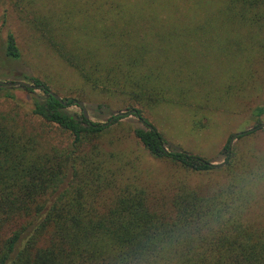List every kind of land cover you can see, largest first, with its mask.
<instances>
[{
    "label": "trees",
    "instance_id": "obj_1",
    "mask_svg": "<svg viewBox=\"0 0 264 264\" xmlns=\"http://www.w3.org/2000/svg\"><path fill=\"white\" fill-rule=\"evenodd\" d=\"M14 3L79 84L63 105L49 82L27 78L24 115L13 88L0 84L13 104L0 109V264H264V156L227 142L215 166L168 149L147 119L182 106L198 130L216 112L206 104L211 92L177 87L173 42L234 44L219 53L239 58L235 76L249 88L264 64V0L212 9L206 0H64L61 13L37 0ZM5 52L19 58L12 34ZM75 99L126 112L91 122L68 110ZM263 114L264 106L252 112ZM128 115L144 127L123 122Z\"/></svg>",
    "mask_w": 264,
    "mask_h": 264
},
{
    "label": "rangeland",
    "instance_id": "obj_2",
    "mask_svg": "<svg viewBox=\"0 0 264 264\" xmlns=\"http://www.w3.org/2000/svg\"><path fill=\"white\" fill-rule=\"evenodd\" d=\"M37 1L41 5H54L60 13L63 10L64 0ZM219 1L206 0V9H212V6ZM8 34L14 37L19 51L18 59H12L6 55ZM226 43L191 41L180 44L173 42L169 45L175 50L169 51V55L175 60L173 66L179 78L177 87L187 91L204 90L205 95L206 92H211V95L207 96L206 104H215L216 112L210 115V121L206 127L194 129L193 122L197 120V118L194 119L195 114L182 106H160L147 117L148 122L162 134L168 149L179 150L213 164L224 161V146L234 135L264 124V114L259 118L252 115L256 107L264 106V64L254 66L252 80L244 85L249 88L242 90L240 81H237L235 76L236 65H240L239 58L234 60L228 57L224 60L219 53L223 46L234 50V44ZM29 77L49 82L51 92L62 99L75 98L69 91L79 84L74 72L60 63L37 38L27 25L26 12L22 11L21 6L17 7L14 0H0V81L27 82L26 79ZM12 88V93L17 99L16 103L21 106L20 114H27L31 109V95L19 86ZM218 91L223 94L228 93L223 103V100H216L224 97L217 94ZM234 91V94H230ZM1 95L2 93L0 109H10L13 106L12 102L6 101ZM188 98L191 102L196 101L191 95ZM83 103L88 120L95 123H108L117 113L126 112L104 104ZM68 110L75 113L82 111L76 104L70 105ZM208 112L209 110L206 109L207 114ZM122 120L133 127H144L143 123L133 115H128ZM243 136L242 139L236 137L231 146L237 144L243 147L242 149L249 147L256 154L264 156V127L259 126ZM160 168L164 167L160 166ZM260 189L263 197L259 200L258 210L264 219V185Z\"/></svg>",
    "mask_w": 264,
    "mask_h": 264
},
{
    "label": "water",
    "instance_id": "obj_3",
    "mask_svg": "<svg viewBox=\"0 0 264 264\" xmlns=\"http://www.w3.org/2000/svg\"><path fill=\"white\" fill-rule=\"evenodd\" d=\"M0 84H2V85H8V86H10V87H17V86H27V87H29V86H30L28 83L23 82V81H20V82H12V83H5V82L0 81ZM49 93H50V94H51V95H52L57 101H59V102L62 103L63 105H66V102L63 101L62 98H61L60 96L54 94V93L51 92V91H49ZM73 104H76V106H78L79 108H81L84 117L87 119V118H88V115H87L86 109L84 108V103H83L82 101L73 100ZM133 112H135V111H133ZM117 114H119V113H117ZM260 126H261V127H264V124H261ZM254 129H255V128H251V129L246 130L245 132L240 133V134H247V133H249V132H252ZM240 134L234 135V136L231 138V140H230V142H229V143H230L229 145H231L232 142H233V140H234L238 135H240ZM214 165H215V166H218V165H221V163H220V164H214Z\"/></svg>",
    "mask_w": 264,
    "mask_h": 264
}]
</instances>
